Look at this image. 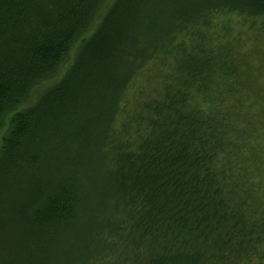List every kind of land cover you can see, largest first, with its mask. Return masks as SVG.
I'll return each instance as SVG.
<instances>
[{
    "label": "trees",
    "instance_id": "trees-1",
    "mask_svg": "<svg viewBox=\"0 0 264 264\" xmlns=\"http://www.w3.org/2000/svg\"><path fill=\"white\" fill-rule=\"evenodd\" d=\"M0 264H264V0H0Z\"/></svg>",
    "mask_w": 264,
    "mask_h": 264
},
{
    "label": "rangeland",
    "instance_id": "rangeland-1",
    "mask_svg": "<svg viewBox=\"0 0 264 264\" xmlns=\"http://www.w3.org/2000/svg\"><path fill=\"white\" fill-rule=\"evenodd\" d=\"M33 93V92H32Z\"/></svg>",
    "mask_w": 264,
    "mask_h": 264
}]
</instances>
